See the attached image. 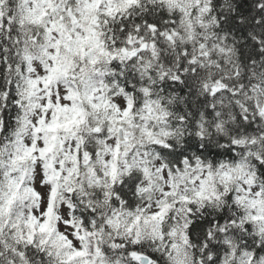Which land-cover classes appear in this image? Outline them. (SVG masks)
<instances>
[{"label": "snow or ice", "instance_id": "6c2138e0", "mask_svg": "<svg viewBox=\"0 0 264 264\" xmlns=\"http://www.w3.org/2000/svg\"><path fill=\"white\" fill-rule=\"evenodd\" d=\"M0 264H264V0H0Z\"/></svg>", "mask_w": 264, "mask_h": 264}]
</instances>
